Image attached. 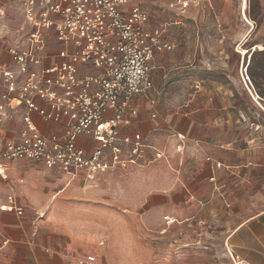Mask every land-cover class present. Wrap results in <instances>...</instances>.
I'll use <instances>...</instances> for the list:
<instances>
[{"label": "built area", "instance_id": "2783aa9c", "mask_svg": "<svg viewBox=\"0 0 264 264\" xmlns=\"http://www.w3.org/2000/svg\"><path fill=\"white\" fill-rule=\"evenodd\" d=\"M144 1L24 0L26 41L7 48L0 43V180L7 181L13 162L93 177L136 165L149 149L163 158L145 135L122 132L127 116L138 115L137 99L156 109L152 61L173 48L159 30L146 29ZM173 1L171 7L182 12L189 7ZM34 115L62 131L42 132ZM17 117L21 131L8 137ZM151 117L159 116L155 111ZM176 137L182 154L186 137ZM0 211L22 217L25 207L11 194L0 198ZM78 264H98V258L85 255Z\"/></svg>", "mask_w": 264, "mask_h": 264}, {"label": "crops", "instance_id": "0c3cea01", "mask_svg": "<svg viewBox=\"0 0 264 264\" xmlns=\"http://www.w3.org/2000/svg\"><path fill=\"white\" fill-rule=\"evenodd\" d=\"M146 29L154 30L149 25ZM160 54L152 61L153 83ZM135 106L138 115L127 116L129 125L123 135L138 132L151 142L156 131L174 128L186 140L179 155L180 140L169 139L165 151L169 159L145 170L149 180L138 185L141 197L135 201V208L144 212L140 220H134L131 233L127 234L126 215L115 210V203H86L81 213L60 196L45 216L41 196L22 181L0 180V198L15 195L25 207L22 217L0 211V264H78L85 255H95L98 264H125L127 259L133 264H194L193 260L198 264H264V208L255 210L258 188L264 187L259 176L264 173V154L253 146L244 149L210 136L211 128L218 126L213 108L203 107L179 122L172 117L152 119L151 114L158 111L145 98L137 99ZM33 119L44 133L62 131L37 115ZM21 126L20 118H15L8 125V137H17ZM217 163L221 168H216ZM135 174L142 177V172ZM212 177L214 182H210ZM164 214L176 220L168 231L180 229L183 234L168 236L166 247L159 248L154 241L159 239L157 228ZM196 226L201 232L197 239L190 234ZM145 230L156 233L146 236ZM194 244L205 250L194 254L188 248Z\"/></svg>", "mask_w": 264, "mask_h": 264}, {"label": "rangeland", "instance_id": "374dc122", "mask_svg": "<svg viewBox=\"0 0 264 264\" xmlns=\"http://www.w3.org/2000/svg\"><path fill=\"white\" fill-rule=\"evenodd\" d=\"M185 1L189 4L186 12L172 8L173 0H145L143 3L149 14V28L159 30L163 43L173 47L156 59L154 86L158 94V116L162 121L172 117L182 122L189 113L203 107L213 108L212 117L218 119V126L211 128L210 136H219L224 142H232L244 149L253 146L263 155L264 69L260 67L264 65V0ZM245 4L247 18L243 14ZM24 23V0H0L1 44L6 48L23 44L26 41L21 31ZM253 53L256 56L249 71ZM251 74L255 76L254 80ZM176 133L174 128L156 131L149 143L165 154L163 158L156 159L155 151L149 149L136 165L126 170L112 169L93 177L87 173L70 176L18 162L7 173V181H22L36 196H41L46 205L45 216L53 210L55 200L60 196L73 203L76 211L80 209L81 213V205L86 203L100 206L115 203V210L126 215L129 235L134 220H140L144 212L135 208L136 199L141 197L138 185L149 180V172L145 170L169 159L166 144L169 139L177 138ZM140 172L142 177L136 176L135 173ZM259 176L264 185V173ZM258 190L256 211L264 208V187L260 186ZM165 218L169 215L164 214L157 228L159 239L154 241L158 242L159 248L166 247L168 236L181 237L183 234L180 229L168 231ZM223 223L225 220L219 222ZM193 229L190 234L197 239L200 228ZM151 233L156 232H143L146 236ZM188 248L194 254L205 250L199 244ZM192 262L199 263L198 260ZM133 263L131 259L125 260V264Z\"/></svg>", "mask_w": 264, "mask_h": 264}, {"label": "trees", "instance_id": "16d2710c", "mask_svg": "<svg viewBox=\"0 0 264 264\" xmlns=\"http://www.w3.org/2000/svg\"><path fill=\"white\" fill-rule=\"evenodd\" d=\"M255 56H256L255 53H253V54L250 55V59H251V60H250V65H249V71H250L251 66H252V64H253V62H254ZM260 68H261V69H264V65L261 66ZM251 77L253 78V80L255 79V76L252 75V74H251Z\"/></svg>", "mask_w": 264, "mask_h": 264}, {"label": "bare ground", "instance_id": "6f19581e", "mask_svg": "<svg viewBox=\"0 0 264 264\" xmlns=\"http://www.w3.org/2000/svg\"><path fill=\"white\" fill-rule=\"evenodd\" d=\"M245 10H246V4H245L244 10H243V14H244L245 18H247L246 15H245ZM255 50H257V48ZM242 54H245V51H242ZM168 219H170V218H165V220H168Z\"/></svg>", "mask_w": 264, "mask_h": 264}]
</instances>
